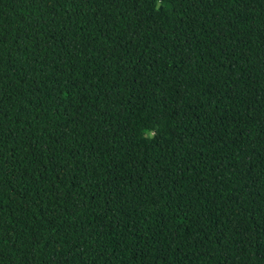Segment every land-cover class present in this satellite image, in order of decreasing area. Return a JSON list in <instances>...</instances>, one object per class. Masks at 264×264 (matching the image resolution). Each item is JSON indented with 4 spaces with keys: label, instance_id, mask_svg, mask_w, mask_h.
<instances>
[{
    "label": "trees",
    "instance_id": "trees-1",
    "mask_svg": "<svg viewBox=\"0 0 264 264\" xmlns=\"http://www.w3.org/2000/svg\"><path fill=\"white\" fill-rule=\"evenodd\" d=\"M0 264H264V0H0Z\"/></svg>",
    "mask_w": 264,
    "mask_h": 264
},
{
    "label": "clouds",
    "instance_id": "clouds-1",
    "mask_svg": "<svg viewBox=\"0 0 264 264\" xmlns=\"http://www.w3.org/2000/svg\"><path fill=\"white\" fill-rule=\"evenodd\" d=\"M155 3L159 4L160 3V0H155Z\"/></svg>",
    "mask_w": 264,
    "mask_h": 264
}]
</instances>
